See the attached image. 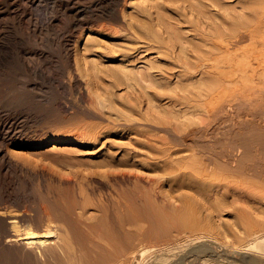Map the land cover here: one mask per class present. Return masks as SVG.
<instances>
[{
    "label": "bare ground",
    "instance_id": "6f19581e",
    "mask_svg": "<svg viewBox=\"0 0 264 264\" xmlns=\"http://www.w3.org/2000/svg\"><path fill=\"white\" fill-rule=\"evenodd\" d=\"M123 1L83 25L65 68L81 98L36 91L47 129L1 140L29 188L0 177V264H264V233L222 232L224 197L264 210V0Z\"/></svg>",
    "mask_w": 264,
    "mask_h": 264
},
{
    "label": "rangeland",
    "instance_id": "374dc122",
    "mask_svg": "<svg viewBox=\"0 0 264 264\" xmlns=\"http://www.w3.org/2000/svg\"><path fill=\"white\" fill-rule=\"evenodd\" d=\"M1 1H0V9H1L0 10V90L1 91L8 90V91L6 92V94L5 92L2 93L0 91L2 93L0 94L1 97L0 143L2 144L1 140H3V142L7 143L8 145L7 142L8 138L6 137V135L10 130H15L17 128V130L20 132L24 131L23 133L25 134L27 133L31 134V133H35V130L36 132H41L44 129L45 127L44 125H46L45 117H43V119L40 118L43 116V114L39 111V106H35L37 104L40 105V103L38 102H41V100L38 101V99L37 100L35 99L39 96V94L42 95L39 96V98L42 99V101L44 99L52 98L53 96L54 97L60 96V98H62L63 96H65L66 98L68 96L67 97L68 99L66 100H71V99L76 100L75 98L80 97V95L77 92H74L70 95L69 93L70 91L67 89L69 83L68 81L69 74H67L68 71L65 68H67V66H70L69 64H71V66H75L74 63L75 61H73L74 55L73 56L71 55L75 54L79 46L84 44V37L80 36L82 35L83 32L81 31L83 30L82 29L83 25H85L84 23L90 18L89 16L94 15L95 13L96 15L99 14L100 16V14H102V12L100 11H104V9L106 11H104L101 16L104 15L107 16L106 13L109 14L108 17L111 16L112 15L111 13L113 12L111 13L109 12L112 10L114 11L113 14H115V11L121 13L122 7L120 6H123L122 4L124 3H119V1L122 2L125 1L123 0H72V1L54 0L53 4L55 6L52 4L53 2L52 0H36V1L35 0H12V1L1 0ZM58 1L60 2L58 3ZM74 2L76 5L74 4ZM57 4H58V8H57ZM92 6L95 7L93 8ZM106 6L109 8H106ZM47 7L50 9H48ZM69 7L70 9H68ZM73 7L76 8V10ZM88 7L89 9L91 7L92 8L89 10ZM113 7L114 9L116 8V10L110 9ZM54 8L56 10L58 9L57 10L58 13L56 12L58 16H56V14H53V12L56 11L54 10ZM95 10L98 11L96 12ZM50 12L55 16L51 15ZM64 13L67 14L66 16L67 18L65 17L66 19H63L65 16ZM86 15L88 17H86ZM56 17L58 18V20ZM63 20L64 22H62ZM79 23L82 25V27L81 26L78 27L80 25ZM250 27L251 25L249 26V29H247V32L245 31L246 33L250 32ZM261 31L262 30H258V32L254 31L252 34L256 35ZM74 33L75 35L77 34L76 36L78 38L76 36L74 37ZM78 39L80 40L83 39V40L80 41ZM76 40H78L79 42H77ZM74 43L77 46H75ZM77 43H79L80 45ZM249 44L250 43L245 44L244 42L243 45L241 46L245 47V45L248 46ZM70 48L71 51H69ZM74 48H76V50ZM69 60L71 61V63H69ZM8 85L10 86L8 87ZM11 86H13L15 89L21 88L22 92L25 90L28 91V89H30V91L28 92L31 93L29 96L32 95L30 97L32 100L28 98L26 99L27 101L26 100L24 101V103L16 102L17 104L16 105L15 102H13L12 97L14 95H12V91H11V89L14 88L13 87L11 88ZM253 86L264 87V81L257 79L255 84H253ZM30 87H32V89ZM58 91L61 95L64 92L65 95L63 94V96H61L60 94H58ZM8 92L10 95L8 94ZM33 94L37 95V97L34 96ZM6 95H8L9 98ZM69 95L71 97L74 95L73 96L74 98L73 97L71 98ZM75 95L78 96L75 97ZM65 98H62V100H65ZM29 99L31 100V102L29 101ZM78 100L79 98L77 99V101ZM26 102H28L29 105ZM37 111L39 114L40 113L41 114L39 115ZM251 122L253 124H256L257 127L264 126L263 125L264 122L260 118L254 119L251 117ZM45 129H47V126L45 127ZM2 135L5 137L4 138L5 140L3 139ZM261 161L264 162V159H261ZM9 170L10 171L8 172L0 170V175H1L0 177L1 178L4 177L5 175L4 172H6V174L10 173L9 176L7 174L8 176L7 178H11L9 179L10 181L11 180H13V182L16 181L14 183L12 182L14 187H16L17 184L22 183L27 188H29L28 185L29 178H27L29 176H27L25 173H22L20 175V173L18 174V172L14 171L13 169H9ZM18 181L20 182L18 183ZM223 202L224 204L222 208V221H223L224 230H222V232L224 231L223 232L224 238L226 239L227 242H229L230 245L236 246V249L239 247H246V245L248 244L247 239L250 238V237H246L248 234H251L250 236L252 237L254 236L256 231L262 234L264 233V210H261L263 208H261V205H259V202H262L261 200H259L258 198L248 197L242 193H238L234 196L224 197ZM249 217L252 218V221L250 222L248 221ZM229 230H231V232ZM235 260L237 261L236 262L237 264H244L238 259ZM233 263L236 264L235 262Z\"/></svg>",
    "mask_w": 264,
    "mask_h": 264
}]
</instances>
